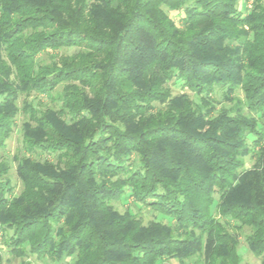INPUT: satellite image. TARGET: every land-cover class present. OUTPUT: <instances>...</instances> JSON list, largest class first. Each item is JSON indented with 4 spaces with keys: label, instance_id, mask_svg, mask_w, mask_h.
<instances>
[{
    "label": "trees",
    "instance_id": "obj_1",
    "mask_svg": "<svg viewBox=\"0 0 264 264\" xmlns=\"http://www.w3.org/2000/svg\"><path fill=\"white\" fill-rule=\"evenodd\" d=\"M247 1L0 0V150L25 115L0 235L19 264H240L242 229L264 264V0ZM126 194L172 224L120 213Z\"/></svg>",
    "mask_w": 264,
    "mask_h": 264
},
{
    "label": "rangeland",
    "instance_id": "obj_2",
    "mask_svg": "<svg viewBox=\"0 0 264 264\" xmlns=\"http://www.w3.org/2000/svg\"><path fill=\"white\" fill-rule=\"evenodd\" d=\"M238 9L242 12H246L247 10L250 9L251 6V1L247 0H238ZM168 15L172 20H174L176 23L179 21V19L183 16L182 11H172V12H167ZM75 49H69L67 51H61L63 54H72L74 53ZM47 58V57H45ZM170 89L172 92V96H176L179 94L186 93L189 95L191 98H194V95L188 91L187 89L182 88V84L180 82H170ZM239 98L243 99V96L241 94L238 95ZM34 98L33 96L29 99V101H34L37 99H32ZM214 100H216L219 105L218 108L221 106L225 107H230L232 106L230 103H226L222 99V95L220 91H216V93L212 97ZM22 101L23 97L19 99L17 102L18 107L21 109L22 108ZM41 103H46V100L43 99L41 100ZM25 120V115L21 112L17 118H16V127L14 128V131L10 135V137L6 140V144L4 149L0 150V160L1 159H7L10 164H11V171H10V179L12 184L15 186V193L17 194L20 190V184L17 180L16 174H15V162L14 158L15 157H20L24 153L23 145H22V134L20 131V126L22 122ZM249 144L252 145L253 141L255 138L253 136H249ZM264 145V143H263ZM258 148H253V151L248 155L243 158L244 161V170H247L251 168L258 159ZM43 157V156H41ZM48 159H51L49 156ZM217 203V196H216V202ZM114 208L119 211L120 213H123L125 210L130 211L131 213L139 214L143 224H147L152 221H159V222H164L166 224H172V220L168 219L167 217L157 213L153 212L152 210H148L145 207H140L137 206L134 202V200L129 197V194H126L124 198L121 200H117L112 203ZM214 204V205H215ZM215 206H213L212 210L214 209ZM139 208V209H138ZM238 234V239H239V247H238V253L240 255L241 263L240 264H261L263 258L262 257H256L254 256L247 248V245L245 243V237L248 234V231L246 229H242L237 232ZM0 257L3 258L5 261V264L9 262V264H19L20 259L13 257L9 253V248H8V236H2L0 235ZM27 262L29 264H72V260L66 259L60 263H56L48 258H37L35 256H29L27 258ZM160 264H173V262L170 261H163Z\"/></svg>",
    "mask_w": 264,
    "mask_h": 264
}]
</instances>
